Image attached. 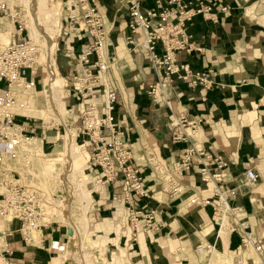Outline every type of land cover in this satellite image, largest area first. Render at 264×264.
I'll return each mask as SVG.
<instances>
[{"label": "crops", "instance_id": "1", "mask_svg": "<svg viewBox=\"0 0 264 264\" xmlns=\"http://www.w3.org/2000/svg\"><path fill=\"white\" fill-rule=\"evenodd\" d=\"M153 1L145 0L143 8L152 6ZM188 1L195 0H184ZM250 1L212 0L216 21H205L197 15L188 22L192 40L201 50L180 52L176 56L191 70L208 72L212 87L189 88L183 81L174 79L164 89L171 97L170 111L163 104L151 102L146 93L145 87L158 82L162 71L151 67L143 48L126 43L131 32L124 1L88 0L101 15L108 31L106 58L117 64L110 79V85L117 89L112 115L125 132L132 150V163L139 166L148 190L146 197L132 194L131 199L137 209L152 210L160 225L158 229L139 226L137 231L131 229L130 235L122 231L118 244L126 251L131 264H228L238 260L244 264H264V23L254 21L246 13ZM222 6L227 7L226 11L221 10ZM92 42L93 38L84 32L62 37L55 64L65 83L71 81L78 69L66 51L71 48L79 53ZM43 70L44 75L36 73L34 76L35 86L42 87L38 92L35 88L33 107L36 112L43 103L47 108L43 94L45 68ZM3 90L0 89V94ZM180 115L186 120H201L191 143L212 158L218 157L226 169L217 168L212 160L206 161L211 172L221 171L222 178L205 183L200 177L201 163L193 160L189 170L177 175L183 187L181 193L170 196L158 184L159 171L155 166L172 171V164L179 160L187 146L181 137L190 133V129L171 124ZM14 120L36 141H31V147L40 146L43 151L45 146L53 145L52 153L62 146L58 142L60 126L64 133L61 123L50 124L48 129L44 121L33 114L18 115ZM248 168L258 175L255 183H244ZM214 186L233 190L228 202L239 207L240 220L248 223L252 234L262 244L260 255L241 243L240 232L230 229V217L221 220L211 205L189 203L188 197L192 194L212 199ZM91 196L86 212L89 228L100 232L105 222L118 225L121 209L126 212L120 181L93 189ZM139 223L141 225L142 220ZM44 233H47V237L44 234L45 247L52 240L63 245L67 236L62 225H51ZM207 244L213 249L207 250ZM42 250L41 254L29 250L27 255L33 256V260L49 261L46 251Z\"/></svg>", "mask_w": 264, "mask_h": 264}, {"label": "built area", "instance_id": "2", "mask_svg": "<svg viewBox=\"0 0 264 264\" xmlns=\"http://www.w3.org/2000/svg\"><path fill=\"white\" fill-rule=\"evenodd\" d=\"M128 12L127 26L131 35L126 43L133 47H141L155 70L162 71L158 82L148 84L146 93L151 102L163 104L171 111V97L164 91L174 79L183 81L189 88L201 86L212 87L208 72L193 71L187 64L177 58V53L200 51L192 40L187 24L193 17L200 15L205 21H216L212 10V0H154L153 5L143 8L145 0H123ZM222 6L221 10L226 11ZM6 1L0 0V13H6ZM0 15V27L3 25ZM18 35L14 43H0V81L3 82V93L0 94V264H17L13 261L14 250L9 241L13 235L19 234L25 246L44 249L50 253L62 250V244L52 241L44 246V231L53 223L52 209L55 199L40 189L27 187L18 171L8 169L5 158L15 159L19 147L30 144L32 137L26 133L23 125L15 122V117L30 107L35 97V73L40 66V46L32 41L26 32V38H18L23 30L17 21ZM60 32L63 36H77L84 32L93 42L75 53L71 48L66 55L75 60L78 69L68 82L71 99L77 103L76 136L78 142L88 153L85 170L99 186L119 180L126 204V219L132 230L138 227L158 229L152 210L137 209L131 199L135 194L146 197L148 190L144 186L139 166L132 163V150L112 115L117 100V89L110 85L112 69L117 68L116 61L108 62L106 58V41L108 31L104 27L101 15L89 4L88 0H61ZM72 107V106H71ZM200 119L186 120L183 115L171 121L172 125L189 128L190 133L181 137L187 143L182 156L172 164V171H165L159 166L158 177L163 182L161 188L170 196L180 194L182 185L177 178L183 170H189L193 160L201 163L200 177L203 182L220 181L221 171L211 172L208 160L216 163L217 168L226 169L217 157L212 158L203 149L191 143ZM177 139H180L177 138ZM31 146V144H30ZM26 164H30L28 153L22 154ZM244 183H255L257 173L252 168L246 169ZM233 190L212 188V199L192 194L188 197L190 204L211 205L213 212L221 220L230 217V229L238 230L241 243L250 246L260 255L262 244L249 229L247 222L239 217V207L228 202ZM139 220H142L140 225ZM14 221L18 222L13 228ZM222 222V221H221ZM207 250L213 249L207 244ZM65 247L63 246V250ZM228 264H244L231 261Z\"/></svg>", "mask_w": 264, "mask_h": 264}, {"label": "rangeland", "instance_id": "3", "mask_svg": "<svg viewBox=\"0 0 264 264\" xmlns=\"http://www.w3.org/2000/svg\"><path fill=\"white\" fill-rule=\"evenodd\" d=\"M5 1H6L7 11L6 13H0V15L3 17L2 18L3 25L1 26L2 29L0 28V32L4 33L6 31H9L8 32L9 34L8 36L6 35L7 39L0 41V43L3 45H9L15 42L16 37L19 33L17 21L23 27V30L18 38L25 39L26 32L28 33V30L24 26L25 13L23 12V10L25 11L26 9L23 6V4L14 2L15 0H5ZM29 1L32 4V3H35L37 0H29ZM251 6H252L251 12L253 11L254 12L250 13L249 15L252 17V19L254 21H258V23H264V0H251L249 5L246 6V9ZM51 7L57 13L58 19L56 20V25H58L59 23V29H60L61 0H51ZM20 18H22L23 20ZM47 26H50V25H47ZM62 37L63 36L59 30L57 33L56 42H53L54 45L56 44V47L58 49H59V43L62 40ZM36 43L40 46V62H41L43 59L42 57L45 56V47L40 42L36 41ZM57 51L58 50L55 51V56H56ZM41 64L43 63L41 62ZM43 69L44 68L40 66L37 69L36 73L44 75ZM67 85L68 83H65V80H64L65 95L64 97H61L62 98L61 102H64L65 115L69 117L76 131V117L78 116V108H77V103H75V101L73 102L71 101L72 99L69 96L70 94H69ZM2 86L3 84L0 83V89H3ZM40 90H42V87L41 88L39 87L38 89L36 85V91L38 92ZM43 94L45 95L44 91H43ZM45 99H46V96H45ZM30 103H31L30 108L34 109L33 100H31ZM46 103L48 105L47 100H46ZM66 104H69V105L66 107ZM37 109L45 110V116L37 114L39 112L35 113L36 111L35 112L32 111L31 114L33 115L35 114L38 117H40V119L44 121L45 126H47L48 129L50 127V124L52 125L53 123H55V125H57V123H61L60 114L50 111L49 105L46 108V105L43 103V105ZM74 110L75 112L73 114ZM24 112L25 114L26 113L29 114V112H26L24 110L20 111L19 113L22 114ZM60 112L63 114L61 110ZM38 121L41 122V120H38ZM59 129H60V132H59L58 142L60 143V145L61 144L63 145L62 135L64 133H63L61 126ZM30 144H27L24 147H19L17 157L15 159H10L9 157H6L5 158L6 166L8 167V169H14L18 171V173L21 176V181L27 187H33V188L40 189L41 191L47 193L48 195L53 196L55 201H60L61 205L58 207H55L54 205V208L52 209L51 213L52 215H54L53 219L58 221L57 223H53L52 225H62L63 229L70 231V234L69 235L67 234L64 240V243L61 246L62 250H59L56 252L54 249H51L50 253L45 252L49 256V261L46 262L45 261L46 259L39 261L37 259L33 260V256H28L27 251L29 250L38 251L40 252V254H41V251L43 252V250L41 248L25 246V244L21 240V236L15 233L9 241V245L14 250V253H15V255L13 256V261H15L17 264H131L126 251L122 250L118 244V238L120 234L122 233V231H125V233H128V235H130V232H131V227L129 226L127 222L126 212L124 211V209H121L120 211V219L118 220L119 222L118 225L105 222L102 225V227L104 228L100 229V232L90 229L89 226H88V231L86 230L84 232L83 227L79 223L80 222L79 219H77L78 217L77 211L79 208L78 201H77L79 187L77 185L76 178L74 176V171L71 170L69 167H67V164L65 165L63 162V153L61 151L62 146H60L58 150L53 151L52 153L50 152L52 151L53 145H51L48 148H46L45 146L41 155L34 156L32 150H29ZM25 152L26 153L29 152L28 154L31 153L30 155H28V157L30 158V164H26L24 161V157L22 154ZM57 152L59 153V155ZM87 157H88V154L83 153V155L80 158H77L75 159V161H73V164L76 168L84 167L82 171L83 173L86 172L84 177H86L87 175L91 179V182H87L88 188L98 190L99 186L97 185L96 181L93 179L92 175H89L88 172L85 170V164L87 161ZM46 160L48 161L47 163L44 162ZM50 164L52 165L50 166ZM48 166H50L53 169L52 170L53 172L51 173L45 172L44 169ZM157 180H158L159 185L160 183L163 182V180L160 177H158ZM64 215L65 216L68 215L69 218H65ZM12 226L13 228H17L18 222L14 221ZM99 227L100 225L97 226V228ZM54 237L56 238L57 234H54L53 238ZM52 241H55V240H52ZM70 242L74 243V246L76 247L75 251H72L70 249L71 248L69 245ZM59 243H62V242H59ZM67 243L69 245L68 247L70 250L66 249ZM63 246L65 247L64 250H63ZM35 254L39 255L37 252ZM60 254H64V256H61L62 261H63L61 263L59 260H57Z\"/></svg>", "mask_w": 264, "mask_h": 264}, {"label": "bare ground", "instance_id": "4", "mask_svg": "<svg viewBox=\"0 0 264 264\" xmlns=\"http://www.w3.org/2000/svg\"><path fill=\"white\" fill-rule=\"evenodd\" d=\"M14 2L22 3L26 9L25 11L23 10V12L25 13L24 26L28 30V34H29L28 36L30 37V39L34 41L35 43L36 41L42 43V45H44L45 47V56L42 57L43 59L41 61L43 63L42 65H44L45 74H46L45 86H44L43 91L45 93L46 100L50 108L49 110L55 113H58L61 116L60 121L64 127V134L62 136L63 145L61 149L63 153V162L65 165L67 164V167H69L71 170L74 171V176L76 178V182L79 187V193H78V198H77L78 207H79L77 211L78 213L77 219H79L80 221L79 223L81 224L85 232L86 230L88 231L86 211L92 200L91 191L93 189H89L87 186V182H91V179L87 175L86 177H84V175L86 174L85 171H84L85 173L82 172L84 167L76 168L73 164V161H75V159L80 158L83 155V153H87V151L79 143H77L74 140L76 136L75 127L73 123L70 121L69 117L65 115V107H64L65 104L64 102H61V99H62L61 97H64L65 95V92H64L65 86H64V79L59 74L58 69L55 64V51L57 50V47H56V44L55 45L53 44V42H56L57 33L60 30L59 23L58 25H56V20L58 19L57 18L58 16H57L56 11L53 10V8L51 7V0H37L35 3H32V4L29 0H15ZM251 8L252 6L246 9L247 14L254 12V11L251 12ZM47 25H50V26H47ZM8 32L9 31H6L4 33L0 32V41L7 39V36L9 34ZM31 109L32 108L28 107L24 111L29 112V114H31L32 111H37L35 109H32V110ZM60 110L63 112V114L60 112ZM38 111L39 113L37 112L35 113L45 116V110L38 109ZM23 114H25V112ZM27 114L28 113H26L25 115ZM32 141H35V140L33 139ZM32 146L33 147L31 146L29 147V150H32L34 156H39L42 154V150L40 146H35V145H32ZM44 162L47 163L48 161L46 160ZM51 165L52 164H50V166ZM50 166L44 169L46 173L53 172L52 171L53 169ZM54 205L55 207L60 206L61 205L60 201L54 202ZM64 217L69 218L68 215L67 216L64 215ZM69 245L72 251L76 250L74 243L70 242ZM69 245L67 243L66 249L68 250H70L68 247ZM61 256H64V254H60L59 257L57 258V260H59L60 263L63 262Z\"/></svg>", "mask_w": 264, "mask_h": 264}, {"label": "water", "instance_id": "5", "mask_svg": "<svg viewBox=\"0 0 264 264\" xmlns=\"http://www.w3.org/2000/svg\"><path fill=\"white\" fill-rule=\"evenodd\" d=\"M67 234L69 235L70 234V231L67 230Z\"/></svg>", "mask_w": 264, "mask_h": 264}, {"label": "trees", "instance_id": "6", "mask_svg": "<svg viewBox=\"0 0 264 264\" xmlns=\"http://www.w3.org/2000/svg\"><path fill=\"white\" fill-rule=\"evenodd\" d=\"M13 256H14V254H13ZM13 256H12V258H13Z\"/></svg>", "mask_w": 264, "mask_h": 264}]
</instances>
